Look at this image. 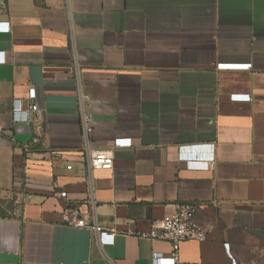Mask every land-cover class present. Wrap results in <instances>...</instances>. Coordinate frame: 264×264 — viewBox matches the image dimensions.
<instances>
[{"label":"crops","instance_id":"crops-1","mask_svg":"<svg viewBox=\"0 0 264 264\" xmlns=\"http://www.w3.org/2000/svg\"><path fill=\"white\" fill-rule=\"evenodd\" d=\"M0 51V264H160L169 241L126 232L183 202L208 235L178 264L264 245V0H0ZM62 189L118 233L64 225Z\"/></svg>","mask_w":264,"mask_h":264},{"label":"built area","instance_id":"built-area-1","mask_svg":"<svg viewBox=\"0 0 264 264\" xmlns=\"http://www.w3.org/2000/svg\"><path fill=\"white\" fill-rule=\"evenodd\" d=\"M1 53V51H0ZM5 63V56L0 55V64ZM89 101L88 95H81L80 107L82 110V126L84 136H88L92 129L93 115L87 108V102ZM38 111V106L32 104L29 109H22L16 102L14 107V119L16 121H35V113ZM114 164V154L112 149H100L94 150L90 153L88 159V165L91 170L96 169H112ZM68 169L72 166L68 165ZM59 197L66 202V206L62 211V222L64 225L88 229L98 235L99 233L108 232L111 234H117L118 230L114 227H104L99 224L95 219L88 220L83 216L81 208L73 204L68 203L69 193L66 189H62L58 193ZM0 205H2L0 201ZM198 209V205L193 202L181 203L177 210L170 215H166L160 221L154 223L152 227L144 231H127V234L136 235L146 239H159L166 240L172 244L173 255L170 258L159 259L160 264H178L179 263V250L184 241L187 240H204L208 235V228L198 223L195 219V213ZM226 250L229 256L233 260V264L236 261L231 253L230 246L226 244Z\"/></svg>","mask_w":264,"mask_h":264},{"label":"rangeland","instance_id":"rangeland-1","mask_svg":"<svg viewBox=\"0 0 264 264\" xmlns=\"http://www.w3.org/2000/svg\"><path fill=\"white\" fill-rule=\"evenodd\" d=\"M237 264H264V245L260 241L243 237L234 249Z\"/></svg>","mask_w":264,"mask_h":264},{"label":"trees","instance_id":"trees-1","mask_svg":"<svg viewBox=\"0 0 264 264\" xmlns=\"http://www.w3.org/2000/svg\"><path fill=\"white\" fill-rule=\"evenodd\" d=\"M5 1H7V0H5ZM40 145H34L33 147H32V150H39V147ZM8 206L6 205V206H4L3 207V205H0V215H5L6 214V212H7V210H8Z\"/></svg>","mask_w":264,"mask_h":264}]
</instances>
